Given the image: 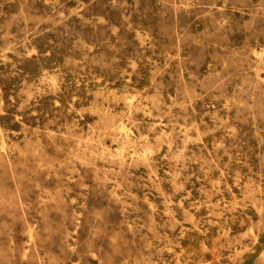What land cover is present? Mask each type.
<instances>
[{"label":"rangeland","instance_id":"1","mask_svg":"<svg viewBox=\"0 0 264 264\" xmlns=\"http://www.w3.org/2000/svg\"><path fill=\"white\" fill-rule=\"evenodd\" d=\"M0 264H264V0H0Z\"/></svg>","mask_w":264,"mask_h":264},{"label":"bare ground","instance_id":"2","mask_svg":"<svg viewBox=\"0 0 264 264\" xmlns=\"http://www.w3.org/2000/svg\"><path fill=\"white\" fill-rule=\"evenodd\" d=\"M142 42H143V41H142ZM91 50H92V49H91ZM91 50H90V51H91ZM103 68H104V67H103ZM127 119H128V118H127ZM128 120H129V119H128ZM121 131H122V130H121ZM123 131H124V130H123ZM198 132H199V131H198ZM127 136H128V135H127ZM127 138H128V137H127ZM86 140H87V139H86ZM169 146H170V145H169ZM86 151H87V150H86ZM149 151H150V150H149ZM5 154H6V153H5ZM91 156H92V155H91ZM7 160H8V158H7ZM20 205H21V204H20ZM21 206H22V205H21ZM233 219H234V218H233ZM233 219H232V220H233ZM20 221H21V220H20ZM30 239H31V238H30ZM262 255H263V254H262Z\"/></svg>","mask_w":264,"mask_h":264}]
</instances>
